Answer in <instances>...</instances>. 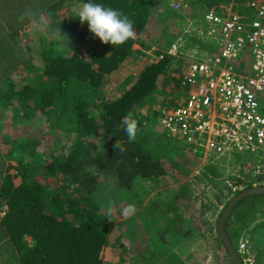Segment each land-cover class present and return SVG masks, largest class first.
Returning <instances> with one entry per match:
<instances>
[{
  "label": "trees",
  "instance_id": "16d2710c",
  "mask_svg": "<svg viewBox=\"0 0 264 264\" xmlns=\"http://www.w3.org/2000/svg\"><path fill=\"white\" fill-rule=\"evenodd\" d=\"M254 1L264 2L91 0L118 9L134 21V36L121 45L112 46L102 44L88 31L86 23L82 25L72 15L74 4L89 0H72L70 17L75 21H60V27H55L56 37L52 35V38L61 37L60 48H67L65 45L68 42L75 44L71 54L50 57L44 62L43 72L29 78L31 83L11 80V94L0 90L3 110L11 108L18 120L20 117L32 120L38 116L51 132L54 129L75 133L71 145L53 144L46 154L41 152L38 144L33 151L28 145L21 144L23 155L20 157L13 153V146L10 149L11 158L18 162L17 172L5 175L0 204L7 207L4 226L22 264H107L103 249L110 233V213L102 214V204L129 197L142 179L166 174L167 166L163 158L175 147L161 127L159 112L156 110L151 114L141 110V107L154 100L158 93L165 94L169 102L175 104L177 99L171 95L174 91L168 86L182 91L181 80L187 72V63L176 66L178 58L165 53L162 60L149 58L137 79L121 95L107 97L105 86L128 60L146 56L144 49L151 48L146 41L150 28H162L167 22L175 23L176 19L196 28L194 21L210 8L221 12L228 9L242 11L255 19L256 12L251 7ZM174 3H181V7L173 9ZM181 32L178 31L175 38L165 36L168 47L178 36H182ZM136 44L141 46L140 50L134 48ZM188 44L198 45L195 38ZM182 67L186 69L180 74L178 70ZM128 112H132L138 121L133 143L128 142L122 123ZM117 140L122 142L123 151L114 148ZM25 154L33 157L27 160ZM15 176L21 177L18 185L14 183ZM52 178L56 186L50 184L49 179ZM253 185L251 182L246 188ZM73 186L75 191L71 190ZM78 196L81 202H77ZM175 212L173 219L166 218L164 221L165 225L167 221H175L173 229L183 216L177 209ZM263 214L264 195L251 196L237 204L226 222V230L238 251L244 233ZM181 231L178 230V235ZM216 240L219 241L218 237ZM219 242L225 257L233 264L223 243ZM157 246L158 251L166 252L168 245ZM155 251V246L145 251L144 263L156 264L151 258Z\"/></svg>",
  "mask_w": 264,
  "mask_h": 264
},
{
  "label": "rangeland",
  "instance_id": "374dc122",
  "mask_svg": "<svg viewBox=\"0 0 264 264\" xmlns=\"http://www.w3.org/2000/svg\"><path fill=\"white\" fill-rule=\"evenodd\" d=\"M58 1L62 4L61 7H63L61 13L57 12L55 14L52 6L46 10V14L51 17V21L55 24V27L58 22V20L56 21L58 14L65 15L68 18L72 6V0L70 2L56 0V3ZM46 2L40 3L35 9H30L26 5V11L28 13L36 12ZM224 8H227L226 5H224ZM36 15L40 17L39 21L45 18V14L43 13ZM201 18L196 20L197 24ZM24 20V17H20L19 23H22ZM178 20L176 19L175 23L167 22L166 26L162 28H150L148 30L147 34L149 36L146 41L149 42L151 48L144 49L148 58L145 55H141L138 59L128 60L123 68L115 73L107 86H105L107 97L121 95L124 89L128 88L137 79L139 73L148 61L150 59L156 60V56L161 49L164 50L168 47L166 35L168 38H175L176 33L182 31V36L178 37H182L185 40L186 50L195 47L189 46L190 44H188L194 38L198 45L201 44L203 47L212 48V43L209 42L206 36L207 31L204 32L203 36L199 35L198 30L189 35L187 28L191 30L193 27L186 26L184 20ZM14 21L17 22L16 19ZM197 27L201 28L199 25ZM20 28L16 27L15 31L17 32ZM15 31H12V33H16ZM50 32L52 35L54 34V31ZM134 48L140 50L141 46L136 44ZM180 63L184 64L187 62H185L183 57H180L178 58L176 66L181 65ZM185 69L186 67H182L178 71L181 74ZM15 78L13 76L2 78L0 90L11 94L10 81H15ZM168 88L174 91L171 95L175 99L181 97L182 91H177L172 86H168ZM166 102H169L167 96L163 93H158L154 97V100H150V103L141 107V110L153 114V111H158ZM2 105L3 102L1 103ZM169 105L173 106L174 104ZM3 112L0 111V118L6 117L5 113L8 116V121L3 124V128L5 127L4 132L6 133L3 135V143L8 144L9 149L13 146V150L15 151L13 153L17 157H20L21 154L23 155L21 152V144L28 145V148L30 147L32 151L37 148L38 144L39 149L42 150L41 152L44 151L46 154L53 144L57 143L56 145L58 146L66 144V146H69L73 143L75 133H64L54 129L51 132L47 124H43L38 116L32 120L23 119V117H20L18 120L11 108ZM18 121L20 123L17 124ZM156 128L160 130L158 127ZM169 140L175 147V150L168 152L166 157L163 158L167 166V172L164 176L149 180L142 179L137 182L135 192L129 195V197L123 200H109L102 204V214L106 215V213H110L108 216L110 233L108 235V242L103 249V258L107 264H146L142 258L147 253L144 256L143 254L147 249L152 250L154 246L156 247V251L151 254V258L156 264H169L171 258L173 264H180V259L173 252L171 254L167 253L168 255L165 258L158 251V246L153 245L156 243L158 245L173 246L175 242L181 240L183 236L179 239L180 235H178V230L176 228L173 229L176 222L167 221V225H165L164 221H160L159 219L154 222L145 221V219H149V214H157L161 217L171 218V215L176 213V209L191 218L193 222L195 220V225H197L194 228H199V231L203 234L200 236V242H202L200 251L195 252V255H197V263L203 264L201 258L206 256L205 263L207 264H230L219 242L220 238L217 227L219 218L221 212L226 209L231 199L238 192L247 189L248 184L253 182L255 186L263 185L264 159L255 154L239 153L235 150L218 159L216 154L211 153L206 155L203 148L186 144L177 140L175 137L170 136ZM25 155L27 160L33 157L29 154ZM7 158L12 159L10 155ZM15 162L16 164L10 165L9 169V173L14 175L17 172L16 166L18 163L17 161ZM49 181L52 186H56L55 179L52 178ZM20 182L21 177L15 176L14 183L18 185ZM75 189L76 187L73 186L71 190L75 191ZM76 200L77 202H81L79 196L76 197ZM129 204L135 206V212L126 217L122 212ZM151 217L155 220V217ZM206 217L213 219L212 227H201L203 218ZM256 221V224L258 222L260 223L253 227L251 226L240 240V243L243 241L246 243L244 253H241L247 259L245 260L246 264H264V214ZM151 223L152 227L150 226ZM182 224L184 227L181 228V232H184V229L189 231L186 223ZM155 227L159 230L156 231ZM217 237L219 241L216 240ZM186 246L185 241L182 243L180 241L174 250H178L177 248L179 247L181 251H184ZM257 246L261 249H256ZM202 253H204L203 256Z\"/></svg>",
  "mask_w": 264,
  "mask_h": 264
},
{
  "label": "built area",
  "instance_id": "2783aa9c",
  "mask_svg": "<svg viewBox=\"0 0 264 264\" xmlns=\"http://www.w3.org/2000/svg\"><path fill=\"white\" fill-rule=\"evenodd\" d=\"M181 3H174L178 10ZM256 17L242 11L208 9L199 20L212 48H185L178 37L165 53L187 62L177 102L159 109L163 131L186 144L223 156L233 150L264 159V2L254 1ZM250 61V63H248ZM246 243H240L244 253ZM247 260L244 258V261Z\"/></svg>",
  "mask_w": 264,
  "mask_h": 264
},
{
  "label": "crops",
  "instance_id": "0c3cea01",
  "mask_svg": "<svg viewBox=\"0 0 264 264\" xmlns=\"http://www.w3.org/2000/svg\"><path fill=\"white\" fill-rule=\"evenodd\" d=\"M10 2L12 3L10 4ZM43 2L46 3H44V6L42 5V7L39 8L36 12L33 11L32 13H28L26 11V5L30 9H35L40 3ZM50 6H52L55 10V14H57V12L61 13L63 10V7H61L62 4H60L59 1L58 3H56V0H0V84L2 83V78L10 76L16 77V82L22 83L24 81L31 83L29 81V78H35L37 75L43 72L44 62L46 60H49L50 57L71 54L72 45L75 44H72L71 42H68L67 44L65 43L66 45H64L67 46V48L64 47L63 49L58 45L62 40L61 37L58 35L57 38H52L53 36L50 31H54V37H56L55 24L52 23L51 17L46 14V10ZM40 13L45 14V18L42 21H39L40 17L36 15ZM70 16V12L68 18H66L65 15L58 14L56 18V21L58 20L56 26H58L59 28V23L62 20L75 21V18H71ZM20 17L25 18L22 23H19ZM15 19L17 22L14 21ZM16 27L21 28L16 32ZM12 31H15L16 33H12ZM58 31H60V29ZM1 103L2 102H0V111L3 112L4 103L2 106ZM8 109L10 110V108L7 107L6 111ZM5 116L6 117L0 118V195L3 180L7 172H9L10 165L16 164L13 159L7 158L8 155L11 156L12 154L10 153V149L8 148V144L3 143V135L6 134L4 132L5 127L3 128V124L4 122L8 121V116L6 115V113ZM18 123L20 122L18 121L17 124ZM166 136L170 137L168 134H166ZM224 156L225 155L217 156V158L219 159ZM6 210L7 207L1 206L0 204V264H22L18 250L9 238L4 226L3 218L5 216ZM151 216L155 217V220ZM171 216L172 217L170 219H173L175 217V214ZM158 219L160 221L166 220L165 217H161L157 214H149V219H145V221L154 222ZM256 222L252 225V227L260 223L258 222L256 224ZM177 223L178 224L175 227L176 230H180L181 228H183L184 225L182 223H186L189 231L184 229V232L180 233L181 235L179 236H183L182 239L178 242H175L173 246L168 245L167 247H165L166 252L168 254H171L173 252L174 255H177L180 259V264H196L197 255H195V252L200 251V247L202 244V242H200V236L203 234L201 233V231H199V228H194V226L197 225H195V220L193 222V220L187 215L185 216L183 214V216L179 221H177ZM150 226L152 227V223ZM204 226H206L207 228L212 227L213 219L210 217L203 218L201 227ZM155 228L156 231L159 230L157 227ZM180 241L181 243L184 241L186 242L187 246L185 250L181 251L179 247L177 248L178 250H174V248L179 245ZM154 245L158 244L155 243ZM257 248L258 246L256 247V249ZM258 249L261 248L259 247ZM159 252L162 253L165 258L168 255L164 250H159ZM203 255L204 253H202V256ZM205 257L201 258V260H203V264H207L205 263ZM169 263H172V258Z\"/></svg>",
  "mask_w": 264,
  "mask_h": 264
},
{
  "label": "clouds",
  "instance_id": "9594fccd",
  "mask_svg": "<svg viewBox=\"0 0 264 264\" xmlns=\"http://www.w3.org/2000/svg\"><path fill=\"white\" fill-rule=\"evenodd\" d=\"M71 13L82 25L86 23L88 31L95 38H98L102 44L121 45L135 34L134 21L120 10L111 6L93 3L89 0L87 3L74 4L71 8ZM122 123L128 142H135L138 121L134 118L133 113L128 112L124 116ZM114 148L116 150H124L120 140L116 141ZM134 212L135 206L129 204L123 209L122 214L127 217Z\"/></svg>",
  "mask_w": 264,
  "mask_h": 264
},
{
  "label": "water",
  "instance_id": "95a60500",
  "mask_svg": "<svg viewBox=\"0 0 264 264\" xmlns=\"http://www.w3.org/2000/svg\"><path fill=\"white\" fill-rule=\"evenodd\" d=\"M257 195H264V185L253 186L238 192L231 199L226 209L222 212L219 218L218 235L233 264H245V262L240 255V252L236 249L230 237L228 236V232L226 230V222L238 203H240L245 198Z\"/></svg>",
  "mask_w": 264,
  "mask_h": 264
}]
</instances>
